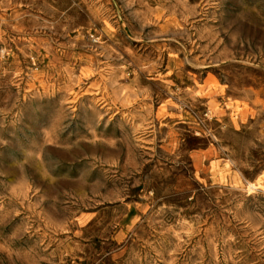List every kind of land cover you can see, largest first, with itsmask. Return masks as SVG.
I'll list each match as a JSON object with an SVG mask.
<instances>
[{"label":"rangeland","instance_id":"1","mask_svg":"<svg viewBox=\"0 0 264 264\" xmlns=\"http://www.w3.org/2000/svg\"><path fill=\"white\" fill-rule=\"evenodd\" d=\"M0 264H264V0H0Z\"/></svg>","mask_w":264,"mask_h":264},{"label":"bare ground","instance_id":"2","mask_svg":"<svg viewBox=\"0 0 264 264\" xmlns=\"http://www.w3.org/2000/svg\"><path fill=\"white\" fill-rule=\"evenodd\" d=\"M219 93V92H218ZM30 138V137H29ZM54 173V172H53Z\"/></svg>","mask_w":264,"mask_h":264}]
</instances>
